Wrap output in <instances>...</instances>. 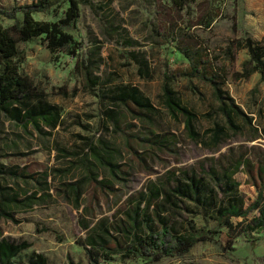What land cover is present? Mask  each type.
I'll list each match as a JSON object with an SVG mask.
<instances>
[{
    "label": "rangeland",
    "instance_id": "374dc122",
    "mask_svg": "<svg viewBox=\"0 0 264 264\" xmlns=\"http://www.w3.org/2000/svg\"><path fill=\"white\" fill-rule=\"evenodd\" d=\"M35 1L0 0V6L9 10ZM67 7L68 1L60 0L33 16L57 21ZM17 16L21 20V14ZM0 22L8 27L14 20L0 18ZM65 30L73 36L70 48L74 54L52 53L42 37H34L18 42V55L13 59L35 86L30 106L44 101L58 110L56 127L24 126L0 112V162L25 174L16 185L12 180L8 183L28 194L40 190L45 182L49 194L39 191L44 196L39 205L14 213L19 222L0 218V238L30 243L12 264H21L34 252L42 253L48 264H90L76 242L86 234L82 224L91 226L106 217L114 222L130 207L132 196L171 171L193 169L202 174L243 154L249 164L240 165L234 179L245 205L255 200L262 187L256 162L264 159V83L258 73L246 79H238L236 74L249 58L245 37L264 50V0H193L183 6L175 0H80L79 17ZM194 49L206 53L210 70L225 72L222 88L251 118L250 126L240 121L239 133L215 148L190 139L183 119L169 116L162 102V85L167 84L181 104L195 111L199 133L222 122L215 114L218 104L212 86L184 74L190 62L184 53ZM139 62L147 66L148 76L138 73ZM85 63L90 65L89 74ZM93 77H97L96 83L89 85ZM122 87L138 89L155 110L135 113L131 105L116 104L111 97ZM66 152L72 156L66 157ZM95 153L118 164L120 178L112 179L97 163ZM84 154L97 180H110L112 189L87 182L76 205L66 184L85 174L79 162ZM257 212L251 210L232 221L235 225L251 223ZM193 220L197 230L216 227L199 217ZM208 236L213 240L196 243L183 256L148 262L114 255L102 264H264V228L239 231L225 248L221 234Z\"/></svg>",
    "mask_w": 264,
    "mask_h": 264
},
{
    "label": "trees",
    "instance_id": "16d2710c",
    "mask_svg": "<svg viewBox=\"0 0 264 264\" xmlns=\"http://www.w3.org/2000/svg\"><path fill=\"white\" fill-rule=\"evenodd\" d=\"M59 1L36 0L9 10L0 6V18L14 20L8 27H4L0 22V112L10 121L20 122L24 126L31 125L37 129L42 125L55 128L59 123V112L55 106L44 101L30 106L31 98L36 95L35 86L30 78L20 73L13 59L18 55V42L29 41L34 37H42L52 53H75L70 48L74 43L73 36L65 28L73 25L78 19L80 0H67L65 15L57 21L36 20L33 16L51 8ZM189 1L193 0H175V3L183 6ZM18 14H21V20ZM243 42L249 58L241 64L242 71L238 72L236 77L246 79L253 73H258L260 81L264 83L263 47L255 45L249 37H245ZM226 51L231 53V48L228 47ZM184 54L190 60L189 69L184 74L206 81L212 86L213 98L218 104L215 114L222 122H214L212 128H207L204 134L199 133L195 126V111L181 104L167 84L162 85V102L169 116L173 119L178 116L183 119L184 130L190 139L215 148L231 135L239 133L240 121L250 126L251 118L222 88L225 72L222 69L210 70L209 62L205 59L206 53L194 49ZM89 68L90 65L85 63L86 74H89ZM137 71L140 75L148 76L147 66L141 62L138 63ZM96 80L97 77L90 79L89 85L95 84ZM111 99L124 108L133 106L137 111L135 113H150L155 110L147 97L136 88L122 87ZM207 116L208 119L212 117L211 114ZM109 117L116 125L114 116L111 114ZM93 155L97 163L109 171L112 179L120 178L118 164L96 153ZM65 156H72V153L66 152ZM87 158V154L79 158L85 174L77 181L66 184L76 205H79L83 185L87 182L94 181L102 188L112 189L110 180H97ZM248 162L249 160L243 159L242 154L236 158H228L226 164H220L219 167H209L202 174L194 172L193 169L181 170L179 173L168 172L165 178L149 182L145 188L132 196L128 200L130 207L122 211L123 216L119 219L111 222V219L106 217L91 226L89 223L82 224L86 234L76 242L85 252L90 264H102L111 260L114 255H119L122 260L143 258L148 262L183 256L196 243L212 241L208 234H221L224 242L222 247H229L239 231L248 232L264 228V159L260 158L256 162L258 181L262 187L250 205H245L239 183L234 179L235 171L240 165H248ZM24 176L23 171L7 168L0 162V218L19 222L14 213L32 209L43 201L45 195H49L45 192V182L41 184L40 190L35 189L28 194L18 192L13 184L8 183V180H12L16 185L17 180L23 179ZM39 191L44 196L38 195ZM251 210L258 211L251 223H233L232 218H244ZM184 213L191 217H186ZM194 217H199L205 224L213 222L215 229L197 230ZM29 247L30 243L26 240L15 242L0 238V264H12ZM21 264H48V261L42 253L34 252ZM70 264L74 263L71 261Z\"/></svg>",
    "mask_w": 264,
    "mask_h": 264
}]
</instances>
